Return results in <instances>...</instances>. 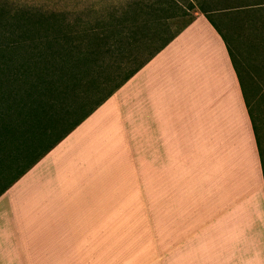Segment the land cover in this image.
I'll use <instances>...</instances> for the list:
<instances>
[{"label": "crops", "instance_id": "1", "mask_svg": "<svg viewBox=\"0 0 264 264\" xmlns=\"http://www.w3.org/2000/svg\"><path fill=\"white\" fill-rule=\"evenodd\" d=\"M196 163L206 193L191 247L264 264L254 133L228 46L201 13L0 195V264H79L111 219L193 184Z\"/></svg>", "mask_w": 264, "mask_h": 264}, {"label": "rangeland", "instance_id": "2", "mask_svg": "<svg viewBox=\"0 0 264 264\" xmlns=\"http://www.w3.org/2000/svg\"><path fill=\"white\" fill-rule=\"evenodd\" d=\"M245 5L248 4L243 0H0V24L10 26L17 33L22 23H40L39 33L31 39H43L44 43L50 40L44 36L61 41L64 37L63 44L69 39L93 41L95 36H102L107 45L96 53L114 57L120 65L126 61L121 58L137 54L136 62L120 66L124 75L190 23L200 13V7L209 13L217 11L208 18L242 73L244 96L251 104L264 154V25L261 24L264 13L240 14ZM131 38L135 44L130 43ZM113 42L119 43L117 48L107 47ZM111 88L112 85L105 92ZM104 93L88 99L87 108ZM21 166L0 177V190ZM195 166L193 184L175 186L169 197L159 188L161 201L157 207L154 204L153 211L149 202L138 203L136 213H142V218L111 219V233L95 235L94 251L88 252V258L86 252L82 255L80 251L79 264H224L221 252L191 247L199 229L193 223L199 208L195 199L206 193L205 187L199 185L202 173L198 163ZM147 197L144 194L143 200Z\"/></svg>", "mask_w": 264, "mask_h": 264}, {"label": "trees", "instance_id": "3", "mask_svg": "<svg viewBox=\"0 0 264 264\" xmlns=\"http://www.w3.org/2000/svg\"><path fill=\"white\" fill-rule=\"evenodd\" d=\"M243 1L250 5L243 6L245 10H241L240 14L251 16L264 13L259 10V4H253L251 0ZM199 11L210 23V14L218 13L214 10L209 13L201 7ZM261 24L264 25V22L261 21ZM40 25L22 23L16 33L10 26L0 24V177L23 164L13 179L0 190V195L164 49L177 34L147 59L121 75L120 66L136 62L137 54L121 58L126 61L120 65L116 58L96 53L107 45L102 36L92 35L95 36L93 41L87 38L69 39L64 44V37L61 41L57 37L44 36L46 40L50 39L47 43L42 42L43 39H31L33 34L39 33ZM134 40L131 38L130 43L135 44ZM114 42L107 47L117 48L119 43ZM228 54L251 122L264 181V154L257 137L258 126L250 111L251 104L244 96L246 91L242 73L229 48ZM110 85L111 90L105 92ZM98 93H104L103 97L87 108L86 101Z\"/></svg>", "mask_w": 264, "mask_h": 264}, {"label": "snow or ice", "instance_id": "4", "mask_svg": "<svg viewBox=\"0 0 264 264\" xmlns=\"http://www.w3.org/2000/svg\"><path fill=\"white\" fill-rule=\"evenodd\" d=\"M251 2L253 4H259L261 6L259 10L264 12V0H251ZM262 84H264V81H262Z\"/></svg>", "mask_w": 264, "mask_h": 264}]
</instances>
